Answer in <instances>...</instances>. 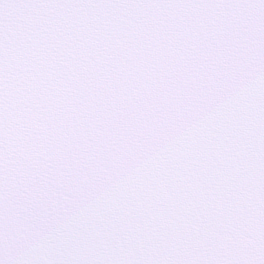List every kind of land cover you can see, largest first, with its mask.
Returning a JSON list of instances; mask_svg holds the SVG:
<instances>
[{"label":"snow or ice","instance_id":"1","mask_svg":"<svg viewBox=\"0 0 264 264\" xmlns=\"http://www.w3.org/2000/svg\"><path fill=\"white\" fill-rule=\"evenodd\" d=\"M0 264H264V0H0Z\"/></svg>","mask_w":264,"mask_h":264}]
</instances>
